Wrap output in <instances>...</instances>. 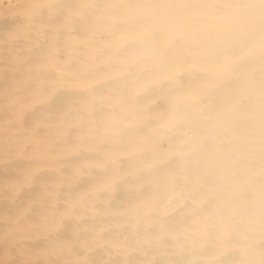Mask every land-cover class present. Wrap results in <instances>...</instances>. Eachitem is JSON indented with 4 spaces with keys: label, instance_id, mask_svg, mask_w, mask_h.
<instances>
[{
    "label": "bare ground",
    "instance_id": "bare-ground-1",
    "mask_svg": "<svg viewBox=\"0 0 264 264\" xmlns=\"http://www.w3.org/2000/svg\"><path fill=\"white\" fill-rule=\"evenodd\" d=\"M0 264H264V0H0Z\"/></svg>",
    "mask_w": 264,
    "mask_h": 264
}]
</instances>
